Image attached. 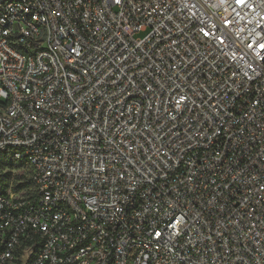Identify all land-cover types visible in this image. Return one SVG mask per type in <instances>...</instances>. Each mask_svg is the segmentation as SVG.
Returning a JSON list of instances; mask_svg holds the SVG:
<instances>
[{
	"label": "built area",
	"instance_id": "2783aa9c",
	"mask_svg": "<svg viewBox=\"0 0 264 264\" xmlns=\"http://www.w3.org/2000/svg\"><path fill=\"white\" fill-rule=\"evenodd\" d=\"M0 155V264H264V0H0Z\"/></svg>",
	"mask_w": 264,
	"mask_h": 264
},
{
	"label": "rangeland",
	"instance_id": "374dc122",
	"mask_svg": "<svg viewBox=\"0 0 264 264\" xmlns=\"http://www.w3.org/2000/svg\"><path fill=\"white\" fill-rule=\"evenodd\" d=\"M144 32H138L137 37L144 36ZM0 178L6 188L7 195L28 199L32 194V186L28 179L27 169L24 165L5 156L0 155ZM25 187L21 188V186ZM1 193V184H0Z\"/></svg>",
	"mask_w": 264,
	"mask_h": 264
},
{
	"label": "trees",
	"instance_id": "16d2710c",
	"mask_svg": "<svg viewBox=\"0 0 264 264\" xmlns=\"http://www.w3.org/2000/svg\"><path fill=\"white\" fill-rule=\"evenodd\" d=\"M18 163H19V166L23 165L22 162H18ZM2 182H3V181H2L1 178H0L1 194H3V195H7L6 188H5V186L3 185ZM23 187H25V185L21 186V188H23Z\"/></svg>",
	"mask_w": 264,
	"mask_h": 264
}]
</instances>
